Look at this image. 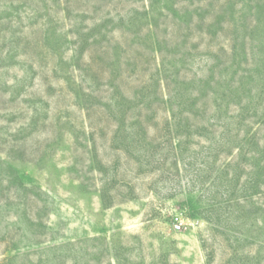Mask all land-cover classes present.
Masks as SVG:
<instances>
[{"label":"trees","instance_id":"obj_1","mask_svg":"<svg viewBox=\"0 0 264 264\" xmlns=\"http://www.w3.org/2000/svg\"><path fill=\"white\" fill-rule=\"evenodd\" d=\"M0 6V21L6 23L0 37L4 67L24 65L31 80L37 74L33 65L18 60L31 44L22 23L31 11L33 25L46 21L37 29L40 38L31 44L34 52L39 60L48 54L56 58L51 76L63 82L86 120L102 110L112 122L111 148L132 158L138 172L160 176L168 165L178 163L189 176L196 155L203 154L198 162L206 169L195 177L201 182L196 185L192 178L186 188L209 193L208 223L224 225L234 234L236 250L224 264H264V204L259 205L264 196V0H0ZM53 7L70 22L66 30L58 25ZM27 80L8 85L3 79L0 87L6 92L16 89L19 97ZM28 102L32 116L12 135L9 158L23 156L27 137L49 118L48 101ZM68 116L65 110L56 118L57 136L68 132L85 148L94 143L93 134L77 129ZM194 138L203 140L202 145L196 143L198 151L192 149ZM52 152L48 148L42 156ZM235 155L234 162L224 164ZM97 165L95 190L102 206L109 208L116 200L110 191L119 161ZM215 173L216 179L225 175V184L204 188ZM11 188L18 203L26 206L22 216L16 215L20 224L30 230L42 226L41 218L32 219L27 212L32 190L18 181L5 192ZM49 207L43 202L41 211ZM224 208L235 211L218 213ZM41 235L45 233L34 230L31 239ZM248 247L256 249L239 253ZM50 251V258L35 264L98 263L93 251L80 262L73 243ZM16 259L9 257L2 264H15ZM115 264H122L117 256Z\"/></svg>","mask_w":264,"mask_h":264},{"label":"rangeland","instance_id":"obj_2","mask_svg":"<svg viewBox=\"0 0 264 264\" xmlns=\"http://www.w3.org/2000/svg\"><path fill=\"white\" fill-rule=\"evenodd\" d=\"M52 10L56 12L58 25L62 24L66 30L70 22L63 20L62 11L55 7ZM30 13L27 12L29 18H23L22 23L28 27L25 28L26 41L32 44L36 37L40 38L37 29L46 25V21L41 20L42 25L35 26L31 23ZM2 21L0 37L6 28ZM30 46L18 60L33 65L37 74L32 80V73L26 66L4 67L6 64L0 61V84L3 79L8 85L28 79V86L19 97L16 89L6 92L0 87V264L9 257L20 258L13 260L15 264L21 261L35 264L39 258L42 261L50 258V249L63 247L66 243L75 244L80 262L88 259L89 252L93 251L99 264H115V256L122 264H224L236 250L234 234L224 225L208 223L207 218L212 213L205 211L209 193L186 188L192 178L196 185L201 182L195 177H198L199 169H206V164L203 166L198 162L201 157L204 159L203 154L196 155L198 160L192 165L189 176L183 172L180 163L168 165L163 176L138 172L132 158L111 148L112 122L102 110L93 112L86 120L84 111L72 104L63 82L51 76L50 69L56 58L48 54L46 59L39 60V53ZM52 89L56 90L54 94ZM101 92L105 95V87ZM39 98L49 102V118L40 122L36 131L27 137L23 156L9 158L12 135L32 116L33 107L28 101L36 102ZM65 110L69 111L67 118L77 129L93 134L94 143L88 142L85 148L76 144L74 136L68 132L57 136L56 118ZM194 143L192 149L198 151L203 140L194 138ZM48 148L54 152L42 156ZM231 158L228 157L224 164L230 160L234 162L236 155ZM116 161H119L118 173L110 191L116 200L112 207L105 208L95 190L99 176L94 170L98 162L111 166ZM224 164L222 162V168ZM217 173L205 180L204 188L214 184L218 189L225 184V175L216 179ZM15 181L32 190L33 194L28 195L27 212L32 219L41 218L42 226L30 230L28 224H20L16 215L22 216L26 206L15 199L14 186L9 193L5 192ZM259 200V205L264 204V196ZM43 202L50 204L48 212L41 211ZM220 212L233 213L229 208ZM179 218L187 219L188 225L182 232H175L172 224ZM43 226L46 227L44 231ZM34 230L45 235L31 239ZM7 232L8 236L4 238ZM52 233H58V236ZM92 238L97 240L88 241ZM239 244L242 245L240 241ZM249 248L251 251L256 249L248 247L239 253H246Z\"/></svg>","mask_w":264,"mask_h":264},{"label":"built area","instance_id":"obj_3","mask_svg":"<svg viewBox=\"0 0 264 264\" xmlns=\"http://www.w3.org/2000/svg\"><path fill=\"white\" fill-rule=\"evenodd\" d=\"M187 219L179 218L172 224V229L175 232H182L188 225Z\"/></svg>","mask_w":264,"mask_h":264}]
</instances>
